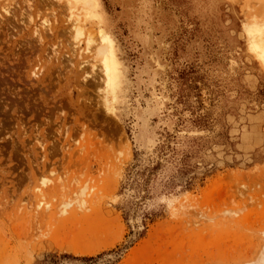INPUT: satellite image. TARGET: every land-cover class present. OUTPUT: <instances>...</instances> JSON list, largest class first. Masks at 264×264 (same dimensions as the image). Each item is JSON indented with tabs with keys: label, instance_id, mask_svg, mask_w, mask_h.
I'll return each instance as SVG.
<instances>
[{
	"label": "rangeland",
	"instance_id": "rangeland-1",
	"mask_svg": "<svg viewBox=\"0 0 264 264\" xmlns=\"http://www.w3.org/2000/svg\"><path fill=\"white\" fill-rule=\"evenodd\" d=\"M69 1L0 0V264H264V0Z\"/></svg>",
	"mask_w": 264,
	"mask_h": 264
},
{
	"label": "bare ground",
	"instance_id": "bare-ground-1",
	"mask_svg": "<svg viewBox=\"0 0 264 264\" xmlns=\"http://www.w3.org/2000/svg\"><path fill=\"white\" fill-rule=\"evenodd\" d=\"M71 1L74 3L77 2V4H79V2L81 4L82 3L87 4V5L90 4V6H93V9H95L94 8L95 5H94L93 0H71ZM66 3H67V1H66ZM74 3L72 4V6L74 5ZM68 7H70V6H68ZM88 9L90 10V8H88ZM74 19H75V22L79 21L78 18L77 19L74 18ZM76 24H78V22ZM77 30H80V31H77L78 33H82L81 26H80V28L78 27ZM88 40H89V42H92V43L95 42L96 43V44L94 43L95 44L94 47H89V48H94L93 53H95V55L94 54L93 55L95 58L98 59V62H99L98 66H100L98 68L100 71L98 70V68H97V70L100 72V77H99L100 82L103 81V85H104L103 89H105L106 92L107 91L109 92V94H108L109 96L110 95L115 96L116 90L120 84V67H119V61H118V58L116 55V50L114 48V44H113L111 38L109 36H107L106 34H102L99 38L97 37V39L94 38L92 40L91 39H88ZM99 72H98V74H99ZM262 261L264 262V258L262 259Z\"/></svg>",
	"mask_w": 264,
	"mask_h": 264
},
{
	"label": "trees",
	"instance_id": "trees-1",
	"mask_svg": "<svg viewBox=\"0 0 264 264\" xmlns=\"http://www.w3.org/2000/svg\"><path fill=\"white\" fill-rule=\"evenodd\" d=\"M91 258H93V257H88L87 259H91Z\"/></svg>",
	"mask_w": 264,
	"mask_h": 264
}]
</instances>
